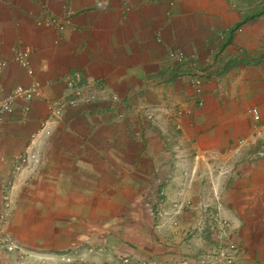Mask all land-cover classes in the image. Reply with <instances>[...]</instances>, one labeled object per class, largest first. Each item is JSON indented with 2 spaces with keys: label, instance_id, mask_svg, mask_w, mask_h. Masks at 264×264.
Returning <instances> with one entry per match:
<instances>
[{
  "label": "crops",
  "instance_id": "0c3cea01",
  "mask_svg": "<svg viewBox=\"0 0 264 264\" xmlns=\"http://www.w3.org/2000/svg\"><path fill=\"white\" fill-rule=\"evenodd\" d=\"M243 9L233 0H0V62L17 47L34 72L9 62L4 89L48 85L24 119L6 116L0 130V213L3 184L25 158L5 229L19 251H0V264L192 261L210 247L194 228L213 192L243 250L239 264H264V24ZM65 12L62 34L39 22ZM172 47L198 59L200 89L183 67L168 69ZM73 69L102 79L104 92L47 122L45 101L65 92ZM144 108L154 109L151 124ZM160 189L165 212L179 202L190 211L155 231Z\"/></svg>",
  "mask_w": 264,
  "mask_h": 264
},
{
  "label": "built area",
  "instance_id": "2783aa9c",
  "mask_svg": "<svg viewBox=\"0 0 264 264\" xmlns=\"http://www.w3.org/2000/svg\"><path fill=\"white\" fill-rule=\"evenodd\" d=\"M71 12H65L61 17H55L53 15L46 16L41 19V23L44 26L53 29L57 33L65 32L70 25ZM157 42H161V39H157ZM167 55L179 64L190 63L186 54L180 49L171 48L167 51ZM14 61L17 63L27 74L33 73L28 54L25 52L17 51L14 54ZM194 69L195 64H189ZM5 62L0 63V72L4 68ZM194 75L191 78V85L197 89H200L203 85V73L202 71L194 70ZM68 86L73 89L74 93L79 96V99H73L68 104L70 106H77L78 104L90 105L95 101L96 95L101 93L104 88V83L100 79L85 80L80 74L76 77L68 79ZM28 90V97L33 96V83ZM18 90L21 91V88ZM83 91L88 93L87 96L82 97ZM19 95V94H18ZM178 111V110H177ZM3 112H11L10 102L0 103V114ZM190 114L189 111H187ZM179 115L183 113L178 111ZM247 114L250 119L258 124L260 122V112L256 107H251L247 110ZM118 118L121 119L122 115L119 114ZM144 119L147 122H153V114L150 109L145 111ZM3 124L2 116L0 115V130ZM264 156V153L261 154ZM25 163V158L20 157L17 159V163L11 170V175L8 181L3 184L2 188V212L0 213V251L4 253L18 252V246L13 240L5 235V229L7 227L10 213L8 211L11 208L10 196L14 188V176L18 174ZM212 203L201 206L199 210V216L197 219L196 232L205 233L210 241V248L202 254H197L192 261L188 259H182L179 264H239V256L243 254L241 246L236 243L232 237L230 231L229 222L222 216V202L217 192L212 193ZM164 204V191L158 190L157 196L153 205V228L155 231H159L165 224H170L172 228L178 227L180 219L190 211V203L179 202L174 203L170 212L163 210ZM123 264H130V258L126 257L122 260ZM140 264H156L152 260H144ZM261 264V263H253Z\"/></svg>",
  "mask_w": 264,
  "mask_h": 264
},
{
  "label": "rangeland",
  "instance_id": "374dc122",
  "mask_svg": "<svg viewBox=\"0 0 264 264\" xmlns=\"http://www.w3.org/2000/svg\"><path fill=\"white\" fill-rule=\"evenodd\" d=\"M170 1L171 0H154V2H157V3H169ZM233 1L238 3L241 8L242 7L244 8L241 11L243 13V18L244 19L249 20V22L254 21L256 23H258L259 20H261L260 22L264 24V0H233ZM49 15L50 14H48L46 16H49ZM62 15H59V16L53 15V16L61 17ZM39 22L41 23L40 20H39ZM70 24H71V20H70ZM58 34H62V33H58ZM230 35H231V32H228V31L227 32H222L219 35H217V38L220 40L219 49L228 41ZM159 38L160 37L157 36L155 38V40L157 41V39H159ZM174 48L179 49L177 47H174ZM169 49H171V48H169ZM17 51H21V52L27 53L28 54V60H29V63H30V55H29V53L26 52V51L20 50L17 47H15L13 49V53H12V56H11L10 60H6V61L3 60V61L0 62V63L5 62V66L0 72V103L1 102H5V101L10 102V108H11V112H3V113L0 114L2 116L3 122H4V118L6 116H13L16 113L20 114L22 119H24L26 117V115L30 111V105L29 104L31 103V101L33 100V102H34L36 100H39V99L43 98L44 89L48 86L47 84H42L39 80L33 79V96H32V98H29L28 97V92H26L28 90L27 88H29L30 86L29 87L17 86V87L11 88L9 90H5L4 89V87L2 85V82H1L2 81V73H3L4 69H5V67L9 64V62L15 63L14 54ZM210 53H214V51L212 49H210L209 50V54ZM186 56L188 57L190 63H194L195 64L194 69L191 68V66L189 65L190 63L179 64V63L175 62L173 59H171L167 55V52H166V60L170 64L168 69L172 70V69H175L176 67L177 68H182L183 67L184 69H186L189 81H191V78L195 74L194 70H196V71L200 70L203 73V82H204V79H205L204 68L200 65V62L198 61V59L195 58V57L188 56V55H186ZM15 64H17V63H15ZM30 66H31V64H30ZM77 74H80L83 77V79H85V80L97 79V78L86 77L81 71H79L77 69H73L68 74H66L61 79V83L65 87V92L63 94L55 97V98H51V99L45 101L46 109H47L46 110L47 111V114H46V121L47 122L50 121L51 119H56L57 121H59L63 117V115H65V113L67 111H69V110H76V109H80V108L89 106V105H84V104H78L77 106L73 107V106H70L68 104L73 99H79V96L76 95L74 93L73 89L70 88L68 86V84H67L68 79L69 78L72 79L73 77H76ZM27 75H29V74H27ZM32 75L34 76V72L31 75H29V76H32ZM100 80L104 83V81L102 79H100ZM19 88H21V91L18 90ZM103 92H104V88H103V91L101 93H103ZM101 93L96 95L95 101L92 104L97 102V100L99 99V96H100ZM87 95H88V93H86V91H83L81 96L85 97ZM18 102H22V103H24V105L21 106L20 108H17L16 107V103H18ZM147 109H150L151 113L154 114V109L153 108H144V115H145V111ZM151 123L152 122H150V124ZM153 205H154V203H153ZM153 205L151 207L152 211H153ZM198 233H199V235L202 238H206V239L208 238L205 233H200V232H198ZM187 239L188 238H185V240H187ZM209 243H210V241H209ZM209 248L210 247L208 246L206 249L199 251L198 254L205 253ZM126 257L127 256L125 254L120 255L119 256V262L121 264H123L122 260L124 258H126Z\"/></svg>",
  "mask_w": 264,
  "mask_h": 264
}]
</instances>
